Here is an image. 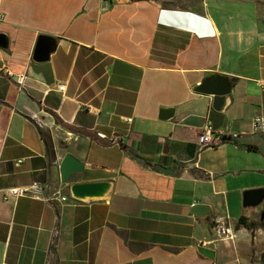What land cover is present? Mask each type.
Returning a JSON list of instances; mask_svg holds the SVG:
<instances>
[{"label": "crops", "instance_id": "1", "mask_svg": "<svg viewBox=\"0 0 264 264\" xmlns=\"http://www.w3.org/2000/svg\"><path fill=\"white\" fill-rule=\"evenodd\" d=\"M0 17V264H263L264 199L242 204L264 189V22L249 1L0 0ZM40 34L56 40L45 61ZM215 75L221 110L194 89ZM207 120L236 141L197 154ZM66 153L84 162L70 182L112 179L111 194L71 198ZM34 180L48 200L5 198Z\"/></svg>", "mask_w": 264, "mask_h": 264}, {"label": "water", "instance_id": "2", "mask_svg": "<svg viewBox=\"0 0 264 264\" xmlns=\"http://www.w3.org/2000/svg\"><path fill=\"white\" fill-rule=\"evenodd\" d=\"M111 0H102L104 7ZM7 36L0 33V46H7ZM55 38L40 34L33 51V59L35 61L48 60L50 54L55 50ZM195 91L213 95L212 107L215 110H221L226 102V97L230 92V86L227 78L222 75H215L211 78L203 80L199 85L195 86ZM172 111L161 110L159 117L166 119L171 116ZM60 179L63 183L69 185V193L71 198L81 201L90 202L94 200H102L109 196L113 189L112 179L90 180L80 182H70V178L74 173H80L84 170V162L79 160L70 153H66L59 165ZM264 199L263 188H252L245 190L243 193V206H257ZM210 207L205 204H194L190 208V212L195 216H205L210 212ZM197 251L205 258L214 259L215 251L206 246H199ZM264 262V260H263Z\"/></svg>", "mask_w": 264, "mask_h": 264}, {"label": "built area", "instance_id": "3", "mask_svg": "<svg viewBox=\"0 0 264 264\" xmlns=\"http://www.w3.org/2000/svg\"><path fill=\"white\" fill-rule=\"evenodd\" d=\"M25 78H26V74L24 72L18 73L16 76L15 80L20 90L24 88ZM127 120L131 121V118H127ZM253 130L257 132L264 131V122L261 118L259 117L254 118ZM99 135L103 138H106L105 134L99 133ZM238 135H239L238 133H229V132H225L224 130H215L213 128L212 122L210 120H207L198 134L197 154H199L200 151L204 148H212L221 145L227 141L235 142L236 141L235 139L237 138ZM209 175L211 176V174ZM47 187H48L47 183L34 180L29 184H25L21 186H12L7 188L5 191V198H8L10 196L12 197L30 196V197L40 198L43 200H48L49 198L45 197ZM58 193L59 191H56V195ZM59 199L62 201H66L67 196L61 195L59 196ZM216 231L218 234L224 235L228 238L234 237V234L232 233L230 226L228 224L225 225V223H218V225L216 226ZM53 233L54 235H57L58 233L57 227L54 228Z\"/></svg>", "mask_w": 264, "mask_h": 264}, {"label": "rangeland", "instance_id": "4", "mask_svg": "<svg viewBox=\"0 0 264 264\" xmlns=\"http://www.w3.org/2000/svg\"><path fill=\"white\" fill-rule=\"evenodd\" d=\"M247 1H249L253 5V8L258 18L264 22V0H247ZM263 260H264V252H263Z\"/></svg>", "mask_w": 264, "mask_h": 264}, {"label": "trees", "instance_id": "5", "mask_svg": "<svg viewBox=\"0 0 264 264\" xmlns=\"http://www.w3.org/2000/svg\"><path fill=\"white\" fill-rule=\"evenodd\" d=\"M239 223H240V224H243V225H245V226H247L248 228H252V227L254 226V223H252V222H248V221H247V218L244 217V216H241V217L239 218ZM262 225H263V228H264V220H263V222H262Z\"/></svg>", "mask_w": 264, "mask_h": 264}]
</instances>
